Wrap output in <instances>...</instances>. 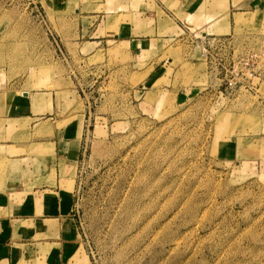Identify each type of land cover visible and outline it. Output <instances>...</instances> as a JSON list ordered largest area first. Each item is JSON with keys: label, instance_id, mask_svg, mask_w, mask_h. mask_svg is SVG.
Segmentation results:
<instances>
[{"label": "rangeland", "instance_id": "374dc122", "mask_svg": "<svg viewBox=\"0 0 264 264\" xmlns=\"http://www.w3.org/2000/svg\"><path fill=\"white\" fill-rule=\"evenodd\" d=\"M212 4L204 0V32L185 21L189 33L138 61L89 40L110 11L131 21L155 0H0V105L53 94L57 125L78 129L67 172L78 264H264V79L228 86L220 54L206 60L198 38L227 35L236 53L262 48L264 4ZM51 116L33 131L27 118L0 116V137L31 141ZM2 151L0 189L21 178L7 175L17 163Z\"/></svg>", "mask_w": 264, "mask_h": 264}, {"label": "crops", "instance_id": "0c3cea01", "mask_svg": "<svg viewBox=\"0 0 264 264\" xmlns=\"http://www.w3.org/2000/svg\"><path fill=\"white\" fill-rule=\"evenodd\" d=\"M166 1H169V6ZM262 3L264 0H217L216 3L213 0L212 6L222 4L224 10L225 4L229 8L244 6L257 9ZM176 11H179V16ZM112 13L110 11L112 17L106 16L103 25H95L91 35L94 39L89 42L95 45L101 41L123 45L138 61H145L149 51L162 48L169 35L176 36L183 28L189 33L187 21L195 23L199 32H204V0H155V8L150 15L145 14L144 8H138L132 13L131 21H116L120 14H124L123 11ZM166 16L172 20L160 26L159 19L165 21ZM47 96L42 92H32L26 99L25 107L0 105V116L6 120L14 119L15 115L27 118L32 131L40 123V117L57 114V118L50 117L51 128L36 134L31 141L21 143L0 137L2 157L17 163L7 175L21 177L17 181L8 179L6 187L0 189V264H78L79 259L83 260V256L77 253L78 249L72 246L76 237L69 217L72 183L68 185L67 177L68 162L74 161L79 153L78 129L74 125L70 128L57 125L61 108L53 94L50 103ZM15 109L17 114H4ZM9 122L4 121L5 129ZM73 126L75 129H72ZM73 140L78 141L75 157L69 155ZM29 144H32L31 150ZM13 148H20L21 151L16 154L7 152V149ZM16 183L21 186L16 188Z\"/></svg>", "mask_w": 264, "mask_h": 264}, {"label": "built area", "instance_id": "2783aa9c", "mask_svg": "<svg viewBox=\"0 0 264 264\" xmlns=\"http://www.w3.org/2000/svg\"><path fill=\"white\" fill-rule=\"evenodd\" d=\"M198 38L201 39L200 53L206 60L212 61L215 50L220 54L219 69L224 71L221 79L226 78L228 86L239 83V87L251 89L257 84L254 77L264 79V45L259 49L247 48L236 53L235 46L227 35H213L207 42L204 41V35L200 34ZM213 49L215 50L212 52Z\"/></svg>", "mask_w": 264, "mask_h": 264}]
</instances>
